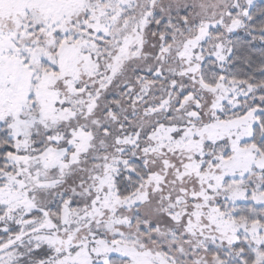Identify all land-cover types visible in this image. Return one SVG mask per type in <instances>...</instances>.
<instances>
[{"label":"snow or ice","instance_id":"obj_1","mask_svg":"<svg viewBox=\"0 0 264 264\" xmlns=\"http://www.w3.org/2000/svg\"><path fill=\"white\" fill-rule=\"evenodd\" d=\"M0 264H264V0H0Z\"/></svg>","mask_w":264,"mask_h":264}]
</instances>
